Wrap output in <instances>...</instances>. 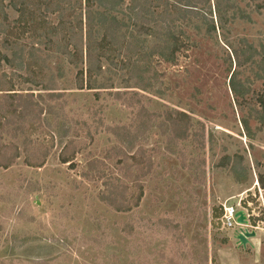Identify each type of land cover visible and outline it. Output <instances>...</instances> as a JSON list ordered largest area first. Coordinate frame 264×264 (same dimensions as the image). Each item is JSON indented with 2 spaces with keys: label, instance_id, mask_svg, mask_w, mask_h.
Masks as SVG:
<instances>
[{
  "label": "rangeland",
  "instance_id": "rangeland-1",
  "mask_svg": "<svg viewBox=\"0 0 264 264\" xmlns=\"http://www.w3.org/2000/svg\"><path fill=\"white\" fill-rule=\"evenodd\" d=\"M247 2L241 4L250 21L237 20L230 31L208 37L189 30L191 45L175 63L144 55L131 71L117 57L97 76L106 88L78 90L86 60L76 65L78 56L72 60L65 51L74 48L70 30L84 5L0 0V52L15 59L14 65L0 63V82L34 92L36 100L47 84L62 92L52 113L25 125L38 154L49 152L44 165H27L23 153L0 168V264H264V122L254 110L264 77L257 73L259 56L241 68L229 57L230 43L241 38L258 49L264 43V8L256 11ZM127 11L125 18L133 19ZM235 69L250 88L243 110L230 87ZM177 112L190 117L176 123L174 135L169 118ZM126 127L136 138L130 152ZM13 140L0 133V144ZM69 140L78 150L73 165L60 160ZM225 155L246 171L218 167ZM128 167L145 173L144 196L138 207L117 212L101 198L111 178L137 193L134 180L126 179ZM88 172L93 179L84 177ZM238 202L257 227L246 246L221 222L224 205Z\"/></svg>",
  "mask_w": 264,
  "mask_h": 264
},
{
  "label": "trees",
  "instance_id": "trees-1",
  "mask_svg": "<svg viewBox=\"0 0 264 264\" xmlns=\"http://www.w3.org/2000/svg\"><path fill=\"white\" fill-rule=\"evenodd\" d=\"M241 1L245 0H133L132 5L126 7L125 0H79L80 6L84 5V8L77 15L76 24L70 30L71 39H73L71 43L74 48L71 51H65L72 57V60L75 55L78 56L76 65L78 61L86 60V69L80 71V77L77 79V89L106 88L107 84L99 82L97 76L103 74L107 60H116L117 57L122 58L121 62L124 67H130L131 71L136 70L144 55L175 63L182 49L191 45L192 35L189 30H195L198 34L204 33L208 37L217 30L230 31V25L237 20L250 21L251 15L243 8ZM253 2L256 11L264 8V0H249L246 6L250 3L253 5ZM11 6L20 10L15 3ZM127 8L133 11V19L125 18L126 15H131ZM120 14L123 16L120 17ZM148 44H152L150 51H146ZM193 44H195L194 41ZM230 44L232 55L229 57H234L237 67L241 68L248 63L253 65L256 57L259 56L257 73L259 77H264V43L261 44V49L246 38H241L236 46ZM14 60L7 53L0 52V63L6 62L14 65ZM236 69L232 74L230 87L243 110V100L249 95L250 88L237 79ZM137 87L141 88L138 82ZM44 90L47 91L45 94L47 99L44 95L38 94L39 99L36 100L34 92H19L13 82H0V91H3V95L0 96L2 97L0 100V133L5 130L14 139L9 144H0V168L11 167L23 153H25L27 165L32 167L44 165L49 155L48 150H40L42 154H38L35 148L40 147L31 146L25 128L26 124L41 119L44 111L52 113L56 107L53 101L61 97L58 93L62 92H57L54 84H47ZM96 97H100V92L96 94ZM256 102L260 108H253L255 113L259 114L256 117L264 122V92L258 94ZM41 103H44V106ZM177 114L178 117L172 114L169 118L172 121L171 131L174 135H178L176 123L183 117H190L185 112H177ZM242 123L246 129H249V118L244 116ZM126 129L123 134L131 138L129 149H126L130 152L135 148L136 138L133 139L132 132ZM66 136H68L66 133L63 134L61 139ZM126 150L121 148L119 152L126 154ZM77 151L75 143L72 140L67 141L60 154L61 162H70L69 165H73ZM221 163L218 167L221 165L229 168L233 174L239 173L241 169L246 171L247 168L243 162L234 161L231 155L221 158ZM84 175L87 179H93V175L89 172ZM143 177L145 173H140L139 170L134 173L131 167H128L126 179L134 180L137 193L131 191V187L124 184V180L111 178L114 183L108 185V192L101 199L117 212L131 211L140 205L144 196ZM259 181L264 188V178L260 177ZM42 264H47V262H42Z\"/></svg>",
  "mask_w": 264,
  "mask_h": 264
},
{
  "label": "built area",
  "instance_id": "built-area-1",
  "mask_svg": "<svg viewBox=\"0 0 264 264\" xmlns=\"http://www.w3.org/2000/svg\"><path fill=\"white\" fill-rule=\"evenodd\" d=\"M245 210L246 216L249 220V225H242L237 222V212L239 210ZM223 228L233 229L234 231L240 230V228H248L249 230L257 229L256 226L250 224V215L245 208L242 207L241 202L236 204H225L223 208V216L221 218Z\"/></svg>",
  "mask_w": 264,
  "mask_h": 264
},
{
  "label": "water",
  "instance_id": "water-1",
  "mask_svg": "<svg viewBox=\"0 0 264 264\" xmlns=\"http://www.w3.org/2000/svg\"><path fill=\"white\" fill-rule=\"evenodd\" d=\"M237 222L242 225H249V220L246 216L245 210L241 209L237 212ZM257 235L256 230H249L248 228H240L235 231V237L238 239V243L246 246L250 243V240Z\"/></svg>",
  "mask_w": 264,
  "mask_h": 264
}]
</instances>
